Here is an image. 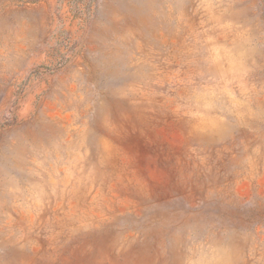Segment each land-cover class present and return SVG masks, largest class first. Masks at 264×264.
Segmentation results:
<instances>
[{"label":"rangeland","instance_id":"rangeland-1","mask_svg":"<svg viewBox=\"0 0 264 264\" xmlns=\"http://www.w3.org/2000/svg\"><path fill=\"white\" fill-rule=\"evenodd\" d=\"M0 264H264V0H0Z\"/></svg>","mask_w":264,"mask_h":264}]
</instances>
